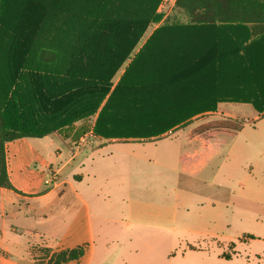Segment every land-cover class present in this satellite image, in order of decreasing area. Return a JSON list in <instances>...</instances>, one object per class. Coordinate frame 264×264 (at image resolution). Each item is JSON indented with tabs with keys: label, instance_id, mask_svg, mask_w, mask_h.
Returning <instances> with one entry per match:
<instances>
[{
	"label": "trees",
	"instance_id": "1",
	"mask_svg": "<svg viewBox=\"0 0 264 264\" xmlns=\"http://www.w3.org/2000/svg\"><path fill=\"white\" fill-rule=\"evenodd\" d=\"M160 2L0 0L1 189L16 192L7 143L53 133L76 141L93 116L100 139L159 136L225 102L264 116V0H176L185 21L164 22L133 55L149 27L162 22ZM32 49L39 68L29 63ZM242 128L223 120L197 132L215 143ZM85 249L40 248L46 257L35 260L67 264Z\"/></svg>",
	"mask_w": 264,
	"mask_h": 264
},
{
	"label": "rangeland",
	"instance_id": "2",
	"mask_svg": "<svg viewBox=\"0 0 264 264\" xmlns=\"http://www.w3.org/2000/svg\"><path fill=\"white\" fill-rule=\"evenodd\" d=\"M160 12L163 14L162 22L149 27L133 55L164 22L185 21L171 3L165 5ZM31 52L29 63H32V68H39L36 66L34 50ZM129 62L130 59H127L116 73L113 86L117 84ZM95 118L96 116H93L84 121L86 130H92ZM223 120L241 122L243 128L234 136L222 137L215 142L210 158L196 174L182 172L181 161L193 149V146H188L185 141L187 133L193 137L198 133L199 126ZM80 124L81 122L75 123L74 128H78ZM135 134L136 136L132 133V136H127L126 139H116L118 143H104L99 148L94 162H97L99 169L100 165H104L106 170V175L99 180L101 198L110 196L108 188L112 185L113 189L117 188L115 183L124 181L123 177L132 170L136 175H132L131 179L136 181L139 194L148 189L150 212H156L154 204L166 205V201L186 199L189 201L186 206L189 212L187 218H192L196 211V201L205 197L216 200V212H221V205L231 199L232 216L230 220H226L230 221L228 226L217 228L218 238L215 239L199 237L190 230L184 231L179 222L165 221L161 225L159 220L148 218V226L127 227L122 222L113 224L107 221L103 223V230L95 227L96 250L92 264L255 263L257 258L254 254L260 255L261 251H264V226L260 224L264 223V218L257 221L254 217H264V207L243 198L245 195L253 196L264 189V116L249 104L225 102L219 103L214 112L195 116L187 124L162 135L149 137L148 131ZM199 138L207 144L208 139L203 135ZM144 168L148 169V176L141 175ZM113 195L115 196V193ZM217 223L219 224V220ZM172 227H175V230H172ZM188 229L192 227L189 226ZM251 235L254 237L251 241H242L243 237ZM230 242L235 244L237 253L228 248ZM39 249L35 251V257H46ZM227 254L231 260L225 259ZM88 258L89 251L83 261L80 259L69 264H84Z\"/></svg>",
	"mask_w": 264,
	"mask_h": 264
},
{
	"label": "crops",
	"instance_id": "3",
	"mask_svg": "<svg viewBox=\"0 0 264 264\" xmlns=\"http://www.w3.org/2000/svg\"><path fill=\"white\" fill-rule=\"evenodd\" d=\"M200 136L199 133L185 136L187 145L193 149L181 161L182 172L196 174L210 158L215 143L208 140L205 144ZM76 141L50 134L6 144L8 177L16 192L0 188V264H37L34 248L53 253L80 245H86L82 261L89 251L84 264H92L96 250L95 227L103 230V223L107 221L122 222L127 227L148 226V218L159 220L161 225L165 221L179 222L182 230L209 239L218 238V227L228 226L230 221L226 220L232 216L231 199L221 205V212H216V200L200 197L192 218H187L189 201L186 199L166 201V205L154 204L156 212L148 211L151 206L148 205V189L139 194L136 181L131 179L136 175L132 170L123 177L124 181L115 183L117 188L113 189V185L108 188L110 196L101 198L99 180L106 175V170L104 165L99 169L94 160L104 143L118 142L97 138L85 147L76 148ZM143 172L141 175L148 176L147 168ZM243 199L264 207V189ZM259 218L264 217H254ZM189 226L192 229H188ZM251 236L243 237L242 241H251L254 238ZM228 248L237 253L234 243L230 242ZM260 255L264 256V251ZM260 255L254 254L257 260L253 264H264ZM225 259L231 260L230 255Z\"/></svg>",
	"mask_w": 264,
	"mask_h": 264
},
{
	"label": "built area",
	"instance_id": "4",
	"mask_svg": "<svg viewBox=\"0 0 264 264\" xmlns=\"http://www.w3.org/2000/svg\"><path fill=\"white\" fill-rule=\"evenodd\" d=\"M176 0H161L157 12L161 13L162 9L164 8L165 5H169L171 3L172 7L175 6ZM97 139L96 135L92 132V130H89L82 136H80L76 143L75 146L76 148H82L87 146L89 143H91L93 140Z\"/></svg>",
	"mask_w": 264,
	"mask_h": 264
}]
</instances>
